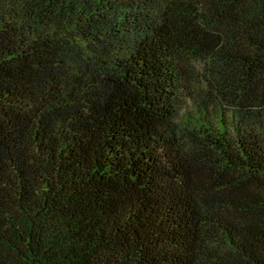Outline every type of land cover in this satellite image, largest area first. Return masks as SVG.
Listing matches in <instances>:
<instances>
[{"label":"trees","instance_id":"1","mask_svg":"<svg viewBox=\"0 0 264 264\" xmlns=\"http://www.w3.org/2000/svg\"><path fill=\"white\" fill-rule=\"evenodd\" d=\"M0 264H264V0H0Z\"/></svg>","mask_w":264,"mask_h":264},{"label":"rangeland","instance_id":"2","mask_svg":"<svg viewBox=\"0 0 264 264\" xmlns=\"http://www.w3.org/2000/svg\"><path fill=\"white\" fill-rule=\"evenodd\" d=\"M197 66H199V65H197Z\"/></svg>","mask_w":264,"mask_h":264}]
</instances>
